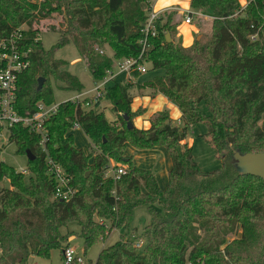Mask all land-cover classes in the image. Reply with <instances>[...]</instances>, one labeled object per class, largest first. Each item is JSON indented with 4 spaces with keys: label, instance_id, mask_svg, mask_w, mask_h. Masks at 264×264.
<instances>
[{
    "label": "trees",
    "instance_id": "16d2710c",
    "mask_svg": "<svg viewBox=\"0 0 264 264\" xmlns=\"http://www.w3.org/2000/svg\"><path fill=\"white\" fill-rule=\"evenodd\" d=\"M150 11L151 0H0V41L24 28V45L34 53L18 82V113L29 117L39 102L55 103V88L85 90L65 68L68 62L56 56L69 45L95 81L116 61L138 56ZM191 11L213 19L210 36L182 46L176 39L177 12L164 13L147 55L149 72L164 74L146 86L177 105L181 124L163 111L149 129H128L124 115L133 121L144 111H132V85L123 81L110 86L104 98L118 120L109 121L98 110L100 103L84 110L66 102L46 122L49 155L77 190L69 202L54 199L56 182L39 137L21 125L13 128L17 152L31 151L35 159L28 160V175L0 161V264H30L33 256L47 260L54 249L63 255L72 233L62 228L73 223L80 227L86 255L114 229L128 230L133 212L143 205H149L151 221L142 236V253L134 240L122 237L99 253L96 264H264V181L240 175L233 164L236 152L264 153V0L245 12L239 0H192ZM56 17L58 23L49 30L59 40L46 50L42 24ZM106 46L112 55L100 54ZM41 78L45 84L38 92ZM75 123L89 139L86 149L76 145ZM199 124L208 129L202 137L222 161L221 169L203 172L186 143ZM129 147L167 151L172 167L165 188L153 170L134 163ZM111 165L124 167L127 174L119 181L107 178ZM6 180L10 188L2 186Z\"/></svg>",
    "mask_w": 264,
    "mask_h": 264
},
{
    "label": "rangeland",
    "instance_id": "374dc122",
    "mask_svg": "<svg viewBox=\"0 0 264 264\" xmlns=\"http://www.w3.org/2000/svg\"><path fill=\"white\" fill-rule=\"evenodd\" d=\"M37 1V0H36ZM243 2V0H239ZM200 15H196L193 20V25L197 28V32L195 35H192L193 42L197 41L200 36L201 39L204 37L207 39L210 36L211 30H210V23L205 22L204 23V16L199 13ZM58 20L57 17L55 20L52 21H44L43 22V34L41 36L43 46L46 50H51L53 47L57 44L59 40V34L56 32H52L49 30V26L53 24H57ZM185 23V19L183 22L179 24L182 25ZM205 24V26H204ZM177 42H180L178 37L176 38ZM182 44V43H181ZM104 55H112L111 49L106 46ZM57 58L63 59L66 62H68V65L65 67L71 74L78 77L81 83L86 88V91H90L95 87V79L92 76L91 72L88 70L85 62L81 59L78 51L73 45H69L61 50H59L56 53ZM164 71H150L147 74L142 75L141 79L138 81L141 83L140 85H133L130 87V94L133 97V107L134 109H138L139 107H142V105L146 104L147 112L149 114H153L155 110H168L169 112L173 111L169 105L175 106L174 103L171 101H168L163 96L160 95L157 96L154 100H152L151 96H154L156 93L151 88L147 87L146 85L149 84L155 77L163 75ZM139 78V77H138ZM137 78V79H138ZM92 94L91 96H93ZM72 96H74V93L67 92L63 90H59L58 88H55L54 91V98L55 102L61 103L65 101L66 99H70ZM93 108H95L93 106ZM112 105L107 100H102L101 105L98 107L99 111H104L106 118L109 121H115L118 120L119 116L118 114L113 112ZM89 110V109H88ZM179 112L178 108H176L175 111H173V118H177ZM148 115V114H147ZM157 115V114H156ZM154 115L153 117H155ZM139 117V116H138ZM136 117V118H138ZM134 118V120H136ZM141 119H138L137 122H141ZM134 120L132 121L134 123ZM175 120V119H174ZM174 124L177 123V121H174ZM149 122V121H146ZM147 124V123H146ZM139 126V124L136 125V128ZM141 128H149L148 125H143ZM190 136L186 140V143H188L189 146L193 147V153L196 158L197 163L199 164L201 170L203 172H211L217 169H221L223 164L220 159L217 158L215 151L212 149V147L206 142L205 138L202 137L208 132L207 127L204 124H199L194 129L190 131ZM72 133L75 136V140L77 143L78 148L86 149L91 144L89 143L88 137L85 135V133L81 129H73ZM89 144V145H88ZM132 149L133 153H140L144 150H137L134 148ZM162 151L165 152L167 157L170 160L171 159L167 153V151L164 148H157L156 155L152 156L153 153L149 150H146L144 153L146 156H144L145 163L140 164L141 167L153 169L156 170V167L160 166L159 163L161 162V155ZM128 151V150H127ZM140 151V152H139ZM149 151V152H148ZM161 155H160V154ZM155 160V161H154ZM0 161L5 162L10 167L14 168L16 172H23L27 169L29 162L26 155L19 154L17 152V146L15 143H6V144H0ZM154 161V162H152ZM134 163L135 158H134ZM155 165L156 167H151L152 165ZM139 166V167H140ZM164 169V165L160 167V170ZM156 172V171H155ZM157 174V173H156ZM164 176V174H162ZM160 184L163 188L167 186L168 182V174L165 177H159ZM2 186L4 188H10L11 184L9 181H4ZM154 209L158 211H162V207L159 205H154ZM150 207L149 205H143L139 208H137L133 212V216L130 223V228L128 230L122 229L117 230L114 229L106 238L104 241H100L99 243L93 245L86 253L84 254L85 246L84 241L80 237V227L78 224L73 223L68 225V227L62 228V233L67 234L69 232L72 233V235L68 239V246L72 248L75 253L79 256L84 257L86 264H96L97 258L99 256V253L106 247L114 245L116 242L120 241L122 237L127 238L129 240H144L142 237L144 235L145 228L149 225L151 221V215H150ZM238 239L239 244H241V233H239L236 237ZM229 239L233 240V236ZM139 253H142V249L138 250ZM30 264H63V255L62 251L59 249H54L51 254L50 259H41L36 256H33L31 258ZM194 264V263H193ZM196 264H204L197 262Z\"/></svg>",
    "mask_w": 264,
    "mask_h": 264
},
{
    "label": "built area",
    "instance_id": "2783aa9c",
    "mask_svg": "<svg viewBox=\"0 0 264 264\" xmlns=\"http://www.w3.org/2000/svg\"><path fill=\"white\" fill-rule=\"evenodd\" d=\"M37 1L42 2L44 0ZM254 2L256 0H244L240 4L241 12H245ZM163 14L152 10L148 13L146 23L141 29L142 38L139 40L141 52L138 56L116 61L115 67L108 70L102 80L96 81L95 87L90 91L76 93L61 103L55 102L49 105L45 102H39L37 111L29 117L21 116L18 113L16 101L19 79L31 67L34 53L32 49L26 48L24 45V28L12 31L9 36L0 41V144L14 143L12 142L13 128L18 125L39 137L40 152L45 157L49 174L56 182L55 200L69 202L75 197L77 190L72 187L69 175L49 155L47 147L49 133L46 122L58 113L62 103L71 102L80 105L84 110L91 109L97 103L101 104L110 86L121 81L132 82L136 74L140 76L147 74L149 72L147 55L150 50V42L158 35L157 22ZM196 15L200 14L193 11L186 13L185 23L191 24ZM251 39L255 41L257 36H252ZM99 52L102 55L105 54L103 50ZM92 94L94 95L91 96ZM73 129H80V125L75 123ZM20 173L28 175L27 170ZM126 174L127 171L124 167L116 168L114 165H111L105 172V176L114 181H119ZM133 240L137 249H143L144 240ZM63 264H86V261L84 257L77 255L72 248L66 247L63 252Z\"/></svg>",
    "mask_w": 264,
    "mask_h": 264
},
{
    "label": "crops",
    "instance_id": "0c3cea01",
    "mask_svg": "<svg viewBox=\"0 0 264 264\" xmlns=\"http://www.w3.org/2000/svg\"><path fill=\"white\" fill-rule=\"evenodd\" d=\"M191 1L192 0H151V10L154 11V12H157V13H170L172 11H175V12H177V20L176 21L180 24L181 22L184 21L186 13L191 11ZM239 2L241 4V3L244 2V0H243V2H241V1H239ZM212 21H213L212 18L204 16V23L205 22H209L210 23V30H211V26H212ZM204 26H205V24H204ZM196 32H197V28L193 25V22L191 24L183 23L180 26L178 25V27H177V36L176 37H178L179 41L182 43V46L190 47V46H192L194 44L193 38L191 36L195 35ZM200 37H202V36H200ZM141 77H142V75H141ZM141 77L140 76H139V78L135 77L132 80V82H129V83L132 86L133 85L134 86L135 85H140L142 82L139 83L138 81L141 79ZM124 83H127V82H124ZM84 91L86 92V88H85ZM76 93L77 92H75L74 95ZM158 95H160L161 97L163 96L164 98H166L164 95L156 93L154 96H151L152 100L157 98ZM133 102H134V100H133ZM169 107L171 109L173 108L172 109L173 111H175L176 108H178L176 104H175V106L173 105V107H172V105H169ZM131 108H132L133 112H136L139 109H143V111H144V113L142 115H140L138 118H136V120H134V126L135 127H136L137 124H139V126L137 127L138 129H144V128H141L143 125H148L149 128H150V126H151L150 121H151V119L153 118L154 115L158 114L159 112L168 111V110H162V111L155 110L153 114H149L147 112L146 104L142 105V107H139L138 109H134L133 103H132ZM173 111H171V112L168 111L169 114H170V117L172 118V120L175 119L174 121H177L176 124H178V125L181 124V122H182V113L178 109L179 114H178L177 118H173L172 117L173 116L172 115ZM141 118H144V119H142L141 122H137V120L141 119ZM146 121H149V122H146ZM149 128H146V129H149ZM188 143H189V141H188ZM76 145H77V143H76ZM130 148H132V147L128 148L127 155L128 156L132 155L135 158V162H136L137 166H140V164L146 162L144 160V156H146V154L144 153L145 151H142V152L139 151L140 153H133L132 149H130ZM149 151L153 153L152 156H155L157 148H154V149L149 150ZM161 152H162V155L159 153L161 155V162L159 163L160 166L156 167L154 164L151 166V167H153V166L156 167V170H155L156 172L153 169L152 170L155 172V174L157 173L156 175H157L158 180L160 179L159 177H164V176L166 177L167 174L169 173V171L171 170V167H172V162L170 163V160L167 157V155L165 154V152L162 151V149H161ZM154 161H152V162H154ZM162 165H164V169L160 170V167ZM142 168H144V167H142ZM145 169H147V168H145ZM162 174H164V176H162ZM159 182H160V180H159ZM160 186H161V184H160Z\"/></svg>",
    "mask_w": 264,
    "mask_h": 264
},
{
    "label": "water",
    "instance_id": "95a60500",
    "mask_svg": "<svg viewBox=\"0 0 264 264\" xmlns=\"http://www.w3.org/2000/svg\"><path fill=\"white\" fill-rule=\"evenodd\" d=\"M201 37L198 38V41ZM166 40L168 43L172 42L170 33L166 34ZM45 84V79L41 78L38 81V92H40ZM124 119L127 122L128 129L135 128L134 123L130 121L128 115H124ZM28 160L33 161L35 156L31 151H27L26 154ZM234 166L240 175L258 177L264 181V153H247L241 154L236 152L233 156Z\"/></svg>",
    "mask_w": 264,
    "mask_h": 264
}]
</instances>
